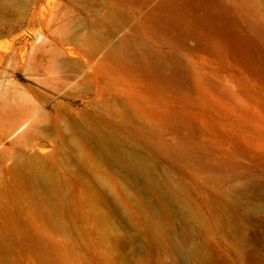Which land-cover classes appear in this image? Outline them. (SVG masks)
Segmentation results:
<instances>
[{
  "label": "rangeland",
  "instance_id": "374dc122",
  "mask_svg": "<svg viewBox=\"0 0 264 264\" xmlns=\"http://www.w3.org/2000/svg\"><path fill=\"white\" fill-rule=\"evenodd\" d=\"M255 230L264 0H0V264H264Z\"/></svg>",
  "mask_w": 264,
  "mask_h": 264
},
{
  "label": "bare ground",
  "instance_id": "6f19581e",
  "mask_svg": "<svg viewBox=\"0 0 264 264\" xmlns=\"http://www.w3.org/2000/svg\"><path fill=\"white\" fill-rule=\"evenodd\" d=\"M42 17H43V15L38 16L34 19V21H38L39 24L41 25L44 22V21L42 22V19H44ZM65 49L71 55L70 59L72 61H76V58H77V59H80L81 62L86 67H90L92 65L93 61L91 60V58L88 55L85 54V50H80L79 48H77L75 46H71V45ZM86 56H87V58H86ZM16 131H17V128L15 130H12L11 134L15 133ZM40 182H42V178H40ZM253 237L256 240V244H255L256 246L251 247L249 249V252L251 254L259 255L264 260V232H260L258 230H255L253 233ZM244 242H242L240 244L242 249H245V247H246V244ZM174 247H175L176 253L178 254V256H179V258L183 264H210V262H209L210 259L206 255L207 253L205 254L196 242H193V241H184V242L180 241L179 242L178 241V242H175ZM241 253H243V250H241ZM193 257L196 259L197 263H195L192 260Z\"/></svg>",
  "mask_w": 264,
  "mask_h": 264
}]
</instances>
